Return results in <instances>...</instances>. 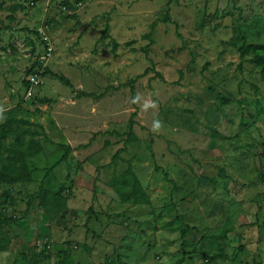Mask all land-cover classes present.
I'll return each instance as SVG.
<instances>
[{
    "label": "rangeland",
    "instance_id": "rangeland-1",
    "mask_svg": "<svg viewBox=\"0 0 264 264\" xmlns=\"http://www.w3.org/2000/svg\"><path fill=\"white\" fill-rule=\"evenodd\" d=\"M167 2L2 0L0 120L12 109L48 139L30 182L0 184V264H109L123 241L135 264H264V70L239 50L264 44V0H171L143 38ZM60 143L73 150L49 170ZM127 161L148 203L118 200Z\"/></svg>",
    "mask_w": 264,
    "mask_h": 264
},
{
    "label": "trees",
    "instance_id": "trees-1",
    "mask_svg": "<svg viewBox=\"0 0 264 264\" xmlns=\"http://www.w3.org/2000/svg\"><path fill=\"white\" fill-rule=\"evenodd\" d=\"M171 0L167 2V9L162 17L155 18L149 24V30L143 35V38L150 39L152 31L158 22H169L171 16L169 14L168 5ZM63 4L70 6V2H64ZM2 7V0H0V9ZM178 25L175 24V30ZM108 29L106 24L102 30L100 38H104ZM179 36V34L177 33ZM111 49L114 52L117 47V42L111 39ZM145 51V48H142ZM240 56L249 55L248 60L259 66L264 70V44L259 43H246L239 48ZM49 72V71H47ZM50 73V72H49ZM145 71L142 73L144 74ZM59 80L69 85V80L62 74L52 73ZM159 75V73H156ZM141 76V74L137 75ZM160 76V75H159ZM134 81L130 83V98L134 99L136 93L133 87ZM25 86V82H24ZM81 94H84L83 92ZM34 97V96H33ZM43 103L52 102V99H41ZM1 113V112H0ZM6 115L3 120H0V184L13 185V184H24L32 180L33 170L28 164V158L34 156L42 150L40 143V137L48 139V136L40 123H35L18 117L11 110L3 111ZM136 112H132L129 117V130L126 133L127 141L136 138L133 132L132 125L134 123V115ZM33 128H37L39 131H35ZM34 134L39 135L34 137ZM60 147L63 149V154L60 159L50 166L49 170H52L61 161L66 160L69 152L73 150V147L69 144L60 143ZM121 149H118L111 159V163L114 162V157L118 156ZM111 186L113 187L117 198L123 203H148L149 198L146 195L140 180L134 173L131 163L127 161L126 168L120 174H113L110 178ZM94 197V191H93ZM1 216V215H0ZM1 223V220H0ZM2 226L0 225V229ZM4 236L3 238H5ZM4 243L0 240V250L3 249ZM136 250L130 247V244L123 241L119 248L114 250L113 256L106 258V263L109 264H135L142 258L144 252L138 254L134 253ZM133 252V254H132Z\"/></svg>",
    "mask_w": 264,
    "mask_h": 264
},
{
    "label": "built area",
    "instance_id": "built-area-1",
    "mask_svg": "<svg viewBox=\"0 0 264 264\" xmlns=\"http://www.w3.org/2000/svg\"><path fill=\"white\" fill-rule=\"evenodd\" d=\"M80 1L78 2H73L70 4V6L63 4L61 6V9L69 14H72L75 9H77L80 6ZM44 42H45V47L42 55L40 56V63L39 66H33L31 67L28 71L24 72V82L25 86L24 88V96L25 98H31L36 94V89L40 85V66H44L46 60L50 57L51 52H52V42L46 37H43Z\"/></svg>",
    "mask_w": 264,
    "mask_h": 264
},
{
    "label": "crops",
    "instance_id": "crops-1",
    "mask_svg": "<svg viewBox=\"0 0 264 264\" xmlns=\"http://www.w3.org/2000/svg\"><path fill=\"white\" fill-rule=\"evenodd\" d=\"M58 1H61V0H58ZM70 1V0H69ZM70 3H73V2H70Z\"/></svg>",
    "mask_w": 264,
    "mask_h": 264
}]
</instances>
